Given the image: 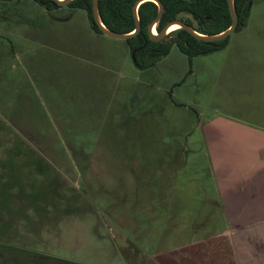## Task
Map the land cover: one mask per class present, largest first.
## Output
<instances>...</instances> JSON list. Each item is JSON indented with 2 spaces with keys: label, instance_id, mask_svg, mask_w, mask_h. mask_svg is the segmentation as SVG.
I'll list each match as a JSON object with an SVG mask.
<instances>
[{
  "label": "rangeland",
  "instance_id": "1",
  "mask_svg": "<svg viewBox=\"0 0 264 264\" xmlns=\"http://www.w3.org/2000/svg\"><path fill=\"white\" fill-rule=\"evenodd\" d=\"M44 10L0 2V264L185 263L224 226L200 124L264 130V0L192 67L173 45L138 68L83 9Z\"/></svg>",
  "mask_w": 264,
  "mask_h": 264
},
{
  "label": "crops",
  "instance_id": "2",
  "mask_svg": "<svg viewBox=\"0 0 264 264\" xmlns=\"http://www.w3.org/2000/svg\"><path fill=\"white\" fill-rule=\"evenodd\" d=\"M56 17L69 20L72 15ZM89 27L91 32L99 34L90 23ZM226 48H231L229 43L224 50ZM170 53L171 50L168 55ZM199 57H193L191 63L187 59L190 67ZM185 73L186 78L188 73L191 75L195 71L190 68ZM179 80L172 86L180 85L184 78ZM150 83L144 80L141 88L151 87ZM171 87L168 92H172ZM128 103L121 105L123 119L133 116L123 112L129 110L124 106ZM143 111L140 108L137 117L143 116ZM252 125L256 126L223 114L204 118L200 124L224 226L207 236L204 231L200 242L191 244L190 250L186 247L187 258L183 264H264V130Z\"/></svg>",
  "mask_w": 264,
  "mask_h": 264
},
{
  "label": "trees",
  "instance_id": "3",
  "mask_svg": "<svg viewBox=\"0 0 264 264\" xmlns=\"http://www.w3.org/2000/svg\"><path fill=\"white\" fill-rule=\"evenodd\" d=\"M2 0H0L1 2ZM45 9L51 11L61 5L53 0H34ZM136 0H98V11L103 24L119 33H129L135 28V18L132 7ZM163 13L156 23L155 29L160 32L171 20L180 19L190 25L196 31L203 34H216L227 29L231 24V14L227 0H161ZM250 0H234V7L238 18V24L234 30L242 28L249 12ZM67 6L83 9L88 16L91 28L102 33L93 19L92 0H71ZM157 4L146 0L138 6V17L141 29L126 39L130 51L135 50L134 63L138 68L146 69L154 65L158 60L168 55L173 45L188 58L205 55L223 49L229 36L214 41L197 39L184 28H177L170 33L169 41H154L149 37L147 26L157 15ZM189 14L191 19L183 18L181 14ZM190 68L188 69V71ZM183 80V79H182ZM21 152V151H19ZM29 154V152H25ZM29 164V161H26Z\"/></svg>",
  "mask_w": 264,
  "mask_h": 264
},
{
  "label": "water",
  "instance_id": "4",
  "mask_svg": "<svg viewBox=\"0 0 264 264\" xmlns=\"http://www.w3.org/2000/svg\"><path fill=\"white\" fill-rule=\"evenodd\" d=\"M53 1H54V3L52 5H54L55 3H57L59 5H67L71 0H53ZM144 1H146V0H136L133 4L132 13H133V16L135 18V28L132 32L119 33V32H115V31L107 28L103 24V22L101 21V18L99 15L98 0H92V12H93L94 22L97 24L98 28L100 29V31L105 36H108L111 38H116V39L126 40V39L136 35L141 29L140 20L138 17L137 10H138V6ZM151 1L155 2L157 4V8H158L156 17L147 26L149 37L154 41H159V40L169 41V40H171V37L168 35V33H166V30L168 29V27L171 24H174V23L179 24V27L186 29L188 32H190L197 39H201V40H205V41H214V40H219V39L225 38L226 36H228L234 32V30L238 24V18H237L235 7H234V0H227L229 11L231 14V24L227 29H225L219 33L203 34V33L196 31L195 29H193L190 25H188L184 21H182L180 19H174V20H171L168 23H166V25L162 28V30L160 32H157V34L154 35L152 32H153V29H155L156 23L160 20V18L162 16L163 4H162L161 0H151ZM47 13L49 14L50 12L47 11ZM131 54H132V59H134L135 50H133Z\"/></svg>",
  "mask_w": 264,
  "mask_h": 264
},
{
  "label": "bare ground",
  "instance_id": "5",
  "mask_svg": "<svg viewBox=\"0 0 264 264\" xmlns=\"http://www.w3.org/2000/svg\"><path fill=\"white\" fill-rule=\"evenodd\" d=\"M173 25H174V26H173ZM176 25L179 27V24H177V23H174V24H171V25L168 27V29L171 27V28H170V31H171V30H175V29H176V27H177ZM168 29L166 30V32L168 31ZM153 31L155 32V30H154V29H153ZM154 32H152V33L155 35V33H154ZM156 34H157V33H156Z\"/></svg>",
  "mask_w": 264,
  "mask_h": 264
},
{
  "label": "flooded vegetation",
  "instance_id": "6",
  "mask_svg": "<svg viewBox=\"0 0 264 264\" xmlns=\"http://www.w3.org/2000/svg\"><path fill=\"white\" fill-rule=\"evenodd\" d=\"M39 5H40V4H39ZM40 6L43 7L42 5H40ZM61 6H67V5H61ZM43 8H44V7H43ZM54 8H57V7H54ZM54 8H52V9H54ZM173 26H174V25H173ZM176 26H177V25H176ZM177 27H178V26H177ZM177 27H176V28H177ZM170 28H171V27H170ZM170 28L168 29V32L170 31ZM178 28H179V27H178ZM171 31H172V30H171ZM173 31H174V30H173ZM173 31H172V32H173ZM153 32H154V31H153ZM172 32H171V33H172ZM154 33H155V34L157 33L156 30H155ZM168 35L170 36V34H168ZM170 37H171V36H170Z\"/></svg>",
  "mask_w": 264,
  "mask_h": 264
}]
</instances>
